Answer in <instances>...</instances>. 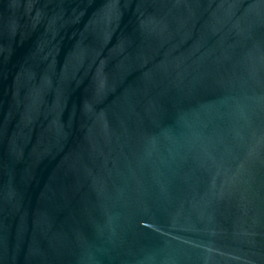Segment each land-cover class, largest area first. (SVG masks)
Here are the masks:
<instances>
[{
    "label": "water",
    "instance_id": "95a60500",
    "mask_svg": "<svg viewBox=\"0 0 264 264\" xmlns=\"http://www.w3.org/2000/svg\"><path fill=\"white\" fill-rule=\"evenodd\" d=\"M0 264H264V0H0Z\"/></svg>",
    "mask_w": 264,
    "mask_h": 264
}]
</instances>
